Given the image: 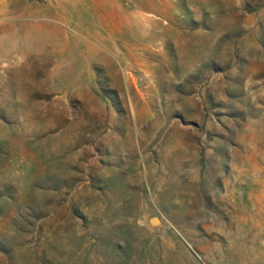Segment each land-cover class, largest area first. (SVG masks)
<instances>
[{
    "label": "rangeland",
    "instance_id": "obj_1",
    "mask_svg": "<svg viewBox=\"0 0 264 264\" xmlns=\"http://www.w3.org/2000/svg\"><path fill=\"white\" fill-rule=\"evenodd\" d=\"M123 1L0 0V264H264V0Z\"/></svg>",
    "mask_w": 264,
    "mask_h": 264
},
{
    "label": "bare ground",
    "instance_id": "obj_2",
    "mask_svg": "<svg viewBox=\"0 0 264 264\" xmlns=\"http://www.w3.org/2000/svg\"><path fill=\"white\" fill-rule=\"evenodd\" d=\"M118 5L120 6V8H122L127 13H129V16H131L135 19H139L141 21H144L145 23H149L151 25H153V24L158 25V26L162 25L164 32L169 31V28L171 26V22H168L165 20L166 14L168 13V10L166 11L167 13H165L164 10H162L161 13H159L157 15L154 13L151 3H149L148 1H145V0H125L123 2H119ZM78 34H80V36L78 37V45L80 47H82L84 50H87V52L90 55H96V52H97L96 47H98L99 45L109 44V41L106 38H104L102 35L98 34L97 23L90 24L88 27L85 28L84 31H79ZM54 40L56 41V49L59 53L62 54L68 50L67 39L65 37L54 36ZM100 58H102V57H100ZM128 82L130 85L133 86V88L137 89L138 94L145 101L153 99L154 90L156 93L161 94L162 88H164L163 85L162 86L160 85V83H161V81H160L158 86L154 87L151 85V87L149 89H147L144 94H142L140 92V90L138 89L137 81H136L135 77H130ZM171 83H172V81H171ZM130 105L134 111V116L138 120H140L141 119V113L139 112V110L135 112V110H134L135 104L133 102H131ZM130 131H132V130H130ZM263 227H264V225H263ZM257 239H258L257 237H255V236L253 237V240H252L253 247H258L257 246ZM252 253L255 254V251H252ZM263 253H264V247H261V248L258 247V252L256 253L255 257L258 258V256L259 257L262 256Z\"/></svg>",
    "mask_w": 264,
    "mask_h": 264
},
{
    "label": "water",
    "instance_id": "obj_3",
    "mask_svg": "<svg viewBox=\"0 0 264 264\" xmlns=\"http://www.w3.org/2000/svg\"><path fill=\"white\" fill-rule=\"evenodd\" d=\"M159 217L158 216H154V219H151V222L156 223L159 222Z\"/></svg>",
    "mask_w": 264,
    "mask_h": 264
}]
</instances>
